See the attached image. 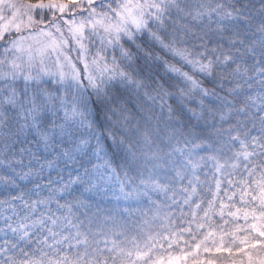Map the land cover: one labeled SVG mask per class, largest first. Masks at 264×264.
<instances>
[{
    "label": "snow or ice",
    "instance_id": "1",
    "mask_svg": "<svg viewBox=\"0 0 264 264\" xmlns=\"http://www.w3.org/2000/svg\"><path fill=\"white\" fill-rule=\"evenodd\" d=\"M217 216L264 237V0H0V264H203Z\"/></svg>",
    "mask_w": 264,
    "mask_h": 264
},
{
    "label": "trees",
    "instance_id": "2",
    "mask_svg": "<svg viewBox=\"0 0 264 264\" xmlns=\"http://www.w3.org/2000/svg\"><path fill=\"white\" fill-rule=\"evenodd\" d=\"M21 1L23 2V0ZM45 175H48V173H45ZM52 175L53 178H55V173ZM86 203L88 202L86 201ZM214 219L218 222V226L215 230L216 235L210 237L208 241L205 242L210 248H212V250L210 252H204L202 249L196 250L193 248L196 257H198L203 264H207L209 260L213 261V264H248V255H252L254 259L257 257L264 258V247H261V245L264 244V237H260L256 232L252 231L247 225H245L243 219L233 220L231 217H226L228 223L221 221L218 216ZM238 228L241 230H237ZM221 236H223L222 241ZM245 237L253 243H256V247L252 248L240 244V240ZM185 239L192 245L198 242L191 240L188 237V234H185ZM199 239L202 240L203 237H200ZM173 248H175V251H173V249H168V252H171L173 256L182 255L180 249H184V251L187 252L184 240L180 241L179 248H176L175 245ZM216 248H220V251H216ZM228 248L231 249V252L226 250ZM178 264H195V260L191 255H188L185 259L180 260Z\"/></svg>",
    "mask_w": 264,
    "mask_h": 264
},
{
    "label": "rangeland",
    "instance_id": "3",
    "mask_svg": "<svg viewBox=\"0 0 264 264\" xmlns=\"http://www.w3.org/2000/svg\"><path fill=\"white\" fill-rule=\"evenodd\" d=\"M87 202H88L87 204H89L90 206H92L93 207V210H95L94 205H95V203H97L99 201L97 200V198L92 197V198L88 199ZM111 203H115V201H112ZM120 203H121V206H122V214H123V216L125 218H127L128 213L123 212V207L125 206L124 205V202H120ZM83 211H86V209H81V212H83ZM130 211L132 212V214H133L134 217H136V218L139 217L140 212L137 210L135 204H132V206L130 208ZM144 211H147V209L145 208ZM179 262H180V260L176 261V264H178Z\"/></svg>",
    "mask_w": 264,
    "mask_h": 264
}]
</instances>
